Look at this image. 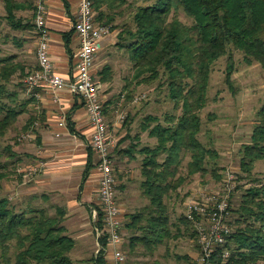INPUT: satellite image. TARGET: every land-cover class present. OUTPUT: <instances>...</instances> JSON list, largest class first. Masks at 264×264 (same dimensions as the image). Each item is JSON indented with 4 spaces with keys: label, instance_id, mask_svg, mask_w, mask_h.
I'll use <instances>...</instances> for the list:
<instances>
[{
    "label": "trees",
    "instance_id": "trees-1",
    "mask_svg": "<svg viewBox=\"0 0 264 264\" xmlns=\"http://www.w3.org/2000/svg\"><path fill=\"white\" fill-rule=\"evenodd\" d=\"M6 2L7 17L15 18L14 1ZM93 3L96 19L110 26L129 1L93 0ZM135 8L134 25H124L118 34V45L129 53L132 61L133 79L150 84L165 76L170 98L181 109L179 114H167L166 124L154 114L145 116L141 129L157 139L154 146H141L137 134L132 137L138 140L131 142V147L144 154L141 172L145 194L153 205L161 208L165 195L176 192L186 181L187 175H178L185 152H190L192 158L189 175L207 172L206 163L212 161L207 158L218 157L215 150L207 149L197 137L202 129L201 112L208 103L213 62L233 46L245 54L247 62L257 61L264 70V0H157ZM180 9L191 19L190 23L177 16ZM18 71L23 72L24 66L14 63L12 57H0V135L13 127L25 110L17 102L7 103L8 98L15 100L16 94L6 89ZM110 71L111 67L106 65L98 72L99 82L109 81ZM31 124L30 118L24 128H31ZM241 149V168L250 179L255 161L264 159V101L257 113L251 142ZM5 167L0 153V179L6 175L2 171ZM251 181L254 183L242 194L240 205L232 208L235 232L227 242L231 256L224 259L219 247L212 264H264V180L252 177ZM56 210L57 214L51 215L47 209L35 206L18 209L8 197H0V264H74L70 252L76 241L63 222L65 210L60 207ZM161 217L160 222L168 220L166 215ZM181 217L191 224L185 216ZM156 218L150 216L144 226L147 232L142 239L146 244L161 241V236L158 239L152 236L158 231L157 226H161L155 224ZM97 224L102 225L100 206ZM101 243L106 245V238L102 237ZM103 251L90 260L103 264Z\"/></svg>",
    "mask_w": 264,
    "mask_h": 264
},
{
    "label": "crops",
    "instance_id": "crops-1",
    "mask_svg": "<svg viewBox=\"0 0 264 264\" xmlns=\"http://www.w3.org/2000/svg\"><path fill=\"white\" fill-rule=\"evenodd\" d=\"M6 1L0 0V33L3 31L2 26H5L4 21H9ZM13 1L14 17L16 22L22 24L18 27L19 30L8 32L11 33L12 40L18 41L20 47H23L19 58L15 57V62L25 65L24 71L27 72L38 66L33 20L35 0ZM78 2L79 0H47L46 21L50 29L51 58L55 73L65 79L73 77L78 62L79 39L74 30ZM111 34L102 40V47L109 42ZM3 40L0 37L1 43ZM15 94V97L18 94L21 98L18 103L25 109L18 116L16 125L25 129L31 118V130L34 132L32 142L27 145L29 148H24L22 152L25 160L31 159L28 161L31 167L38 166L34 171L26 169L32 176L30 193L42 192V196L54 198L56 209L60 207L65 210L64 224L67 233L76 241L70 252L74 264H95L90 260L95 254H91L95 245L87 247L86 236L94 232L95 211L98 212L99 219L101 171L97 166L98 155L91 144L94 128L89 123L84 101L68 89L54 90L45 86L36 88L30 94L25 89ZM111 121L113 125H120L118 120ZM125 131V139L130 144L124 143L121 148H114L113 157L114 167L117 169L116 181L119 183L117 197L124 221L122 247L128 257L126 264H197L200 248L193 226L182 220L185 206L180 207L181 215L178 216L176 192L165 195L161 208L152 204L145 194L141 172L144 154L140 153L139 148L131 147V142L138 140L132 139L135 136L131 134L135 132L133 124ZM140 131L144 132H137L143 142L141 146L156 144V138L152 136L149 138L151 143L145 142L147 130L142 131L141 124ZM48 193H52L51 196ZM161 214L168 217L164 223L160 222ZM154 215L158 217L155 224L161 223V226H157L158 231L152 236L157 239L161 236V241H153L150 245L143 242L142 237L147 232L144 226L148 225L150 216ZM77 252L80 254L78 257Z\"/></svg>",
    "mask_w": 264,
    "mask_h": 264
},
{
    "label": "rangeland",
    "instance_id": "rangeland-1",
    "mask_svg": "<svg viewBox=\"0 0 264 264\" xmlns=\"http://www.w3.org/2000/svg\"><path fill=\"white\" fill-rule=\"evenodd\" d=\"M128 1L129 3L124 5L121 10L118 9L114 22L110 24L112 29L111 38H109V42H106V46L101 48L96 57L97 75L98 72L103 71L106 65L111 67V79L101 82L100 94L107 123L109 122V130L113 140L116 141L114 148H121L124 143L130 144L125 139L127 138L126 128L133 124L135 132L131 134L140 133V124L148 114L159 116L161 122L166 124L165 117L167 114H179L181 112V109L176 108L175 102L170 98L168 86L165 84V76L150 84L138 83L133 79L132 61L129 58V53L118 45V34L124 25H134L133 15L135 14L136 5L152 4L157 0ZM177 16L184 22H191L183 9L179 10ZM16 21V18H10L9 21L5 20V26L1 25L3 31L0 33L1 40L4 39L3 43L0 42V57H12L14 63H17L15 57L19 58L23 48L20 47L18 41L12 40L13 37L9 33L20 29L17 25L20 26L22 23ZM23 66L25 69V65ZM210 69L208 103L201 112L202 129L197 137L207 149L215 150L218 157L216 159L207 158L212 160L206 163L207 172H197L189 175L188 164L192 159L191 154L190 152L183 154L178 175H187V177H185L186 181L180 189L176 191V213L178 216L181 215L180 207L183 208L190 198L198 195L203 190H218L223 185L228 171L232 172L235 177L233 180L235 189L231 194L232 208H237L240 205L242 194L252 187L254 183L251 181L252 177L264 180V159L255 161L250 179H247L246 173L241 168V148L244 144L251 142V134L257 122V113L264 101V70L257 61L247 62L245 54L233 46L229 47L227 54L215 60ZM31 71H18L8 82V89L6 90L10 94H14L16 92L21 93L22 89H25L26 93L30 94L23 80L26 74ZM229 78L230 81H228ZM8 99L10 100V98ZM9 100L5 102L14 104L18 103L21 98L17 94L15 100ZM111 120H118L120 125H113ZM16 124L17 122L13 127L6 130L7 132L4 135H0L1 161L6 164V167L2 169L4 173L6 172V175L3 179H0V197H8L10 202L18 209L35 206L45 208L51 215H56L55 205L57 203L54 198L44 197L42 192L30 193L29 186L32 182V176L29 175V171H26V169L29 168L30 170L31 164L28 161L31 159L26 158L25 160L22 152L24 148H29L27 145L33 139L20 140L19 136L27 131L32 132V134L34 132L31 130L32 127L26 130L20 128L19 125L17 127ZM149 138L150 135L147 130L144 137L145 142L151 143L152 140ZM140 142L143 143L141 140ZM155 143H157V139ZM10 152L14 155H11ZM214 171H216V174H214ZM238 174H242L244 177L239 179ZM117 189L119 190V183ZM48 194L51 196L52 193ZM234 215L235 212L231 209L232 220L235 217ZM65 220L66 218L63 221L64 223ZM94 235L95 233L92 232L86 236L87 247L90 248L93 244L95 245V247H92L91 254H94L97 249ZM85 253L89 254L88 251H85ZM79 255L77 252L76 256Z\"/></svg>",
    "mask_w": 264,
    "mask_h": 264
},
{
    "label": "built area",
    "instance_id": "built-area-1",
    "mask_svg": "<svg viewBox=\"0 0 264 264\" xmlns=\"http://www.w3.org/2000/svg\"><path fill=\"white\" fill-rule=\"evenodd\" d=\"M34 24L37 38L36 54L38 67L24 78V85L30 91L38 87H49L54 90L68 89L82 98L89 116V123L94 128L91 139L92 147L98 155L97 166L101 171L99 198L102 212V225L99 226L98 212H94L98 255L103 251V264H126L127 254L122 245L124 242V221L121 216L117 197V173L114 169L113 140L107 123L103 101L101 100V83L97 79L96 57L102 48V40L110 35L109 25L97 18L93 0H79L74 30L79 39L78 62L73 77L65 79L55 73L50 53V29L47 24V0H35ZM32 132L20 135V139H31ZM38 169L33 166L30 171ZM234 174L226 173V179L218 190L201 191L187 200L185 217L196 232L200 254L197 264H212L215 251L222 248L224 259L231 256L227 246L229 237L235 232L231 219V194L235 189ZM102 237L107 244L102 245Z\"/></svg>",
    "mask_w": 264,
    "mask_h": 264
}]
</instances>
